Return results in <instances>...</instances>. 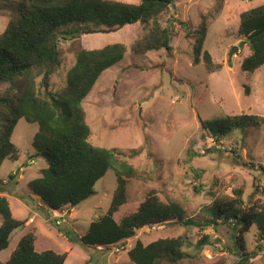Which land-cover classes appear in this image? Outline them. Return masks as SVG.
Here are the masks:
<instances>
[{
  "label": "rangeland",
  "instance_id": "1",
  "mask_svg": "<svg viewBox=\"0 0 264 264\" xmlns=\"http://www.w3.org/2000/svg\"><path fill=\"white\" fill-rule=\"evenodd\" d=\"M19 1L0 0V33L16 15ZM261 4L264 0H174L158 19L172 32L170 51H132L133 43L147 30L148 24L143 22L58 39L61 62L48 78L52 92L67 85L68 71L81 48L97 49L113 43L126 46L123 59L100 74L82 103L93 145L140 151L125 158L138 176L128 180L126 202L114 214L117 221L134 212L151 191L163 202L178 201L185 216L195 220L202 218V207L234 197L235 189L242 190L246 206L254 202L264 207V172L259 167L264 168V123L218 138L205 134L201 125L203 120L225 115L264 117V65L251 75L241 70L240 62L249 53L245 43L228 57L231 46L245 41L237 32L240 13ZM202 22L206 27L203 50L221 65L217 71L208 72L201 61L193 63V45ZM40 78H36L37 84ZM8 85L0 84V96ZM37 92H43L40 84ZM37 131L36 123L20 117L11 135L19 156L4 159L0 166V195L7 198L13 217L23 222L0 251L1 261L9 258L26 233L34 235L37 252L49 249L64 253L65 264H87V260L88 264H134L127 251L136 241L145 245L158 238L186 235L195 243L202 234L208 235V244L198 255L160 264H236L239 260L232 229L225 224L200 231L169 221L144 226L133 236L98 249L70 241L64 230L82 236L89 223L106 212L116 188L115 175L108 169L95 183V193L76 207L49 209L28 187L46 167L33 148ZM192 152L198 155L189 158ZM191 168H202L204 173L195 178ZM244 241L247 252L256 250L255 226L244 235ZM184 249L194 254L191 246ZM252 264H264V251Z\"/></svg>",
  "mask_w": 264,
  "mask_h": 264
},
{
  "label": "trees",
  "instance_id": "2",
  "mask_svg": "<svg viewBox=\"0 0 264 264\" xmlns=\"http://www.w3.org/2000/svg\"><path fill=\"white\" fill-rule=\"evenodd\" d=\"M174 0H137L136 3L120 0H20L17 12L0 33V84L8 83L0 96V166L4 159L16 160L19 151L11 141L17 120L23 117L36 123L34 136L35 155L46 161L40 175L28 187L49 209L65 205L76 207L95 193V183L108 169L113 170L116 188L106 212L89 223L82 236L64 230L70 241L84 247H108L125 240L144 226L175 221L187 228H216L225 224L232 229L234 247L239 255L236 264H252L264 251V207L251 203L246 206L242 190L235 196L216 200L202 207V218L185 216L182 205L175 200L161 201L149 192L137 209L118 221L114 214L126 202L128 180L138 176L137 170L125 158L140 151L125 152L119 148L93 145L91 130L86 122L83 100L91 91L100 74L121 61L126 53L123 43H113L97 49L81 48L74 65L69 69L67 85L60 92L48 89V78L61 62L58 39H74L85 33L107 32L126 24H148L144 35L133 43L135 54L171 50L172 32L162 26L159 17ZM184 24L183 22H179ZM238 34L245 38L249 53L240 62L242 71L251 75L264 65V4L244 10L239 15ZM206 27L202 22L193 45V63L201 61L208 72L221 65L212 61L203 50ZM200 57V59H199ZM41 77L39 83L36 78ZM43 88L42 94L37 86ZM264 117L254 114L225 115L203 120L204 133L218 138L235 129L261 126ZM198 155L192 152L191 156ZM251 165V164H250ZM252 166V165H251ZM261 169L264 168L259 166ZM195 178L204 173L202 168H191ZM13 174L9 177L12 178ZM3 181H1V184ZM196 188V186H194ZM198 192V190H196ZM23 222L13 217L9 202L0 195V251L10 242L12 231ZM256 227V250H245L244 235ZM35 237L24 234L6 261L0 264H65L66 255L53 250L37 252ZM208 244V235L192 243L186 235L158 238L148 244L136 241L127 251L134 264L178 263L199 254ZM191 246L194 254L184 248ZM89 260H87L88 264Z\"/></svg>",
  "mask_w": 264,
  "mask_h": 264
},
{
  "label": "water",
  "instance_id": "3",
  "mask_svg": "<svg viewBox=\"0 0 264 264\" xmlns=\"http://www.w3.org/2000/svg\"><path fill=\"white\" fill-rule=\"evenodd\" d=\"M245 43L244 40L240 41L238 45L231 46L228 52V57L231 58L232 55Z\"/></svg>",
  "mask_w": 264,
  "mask_h": 264
}]
</instances>
